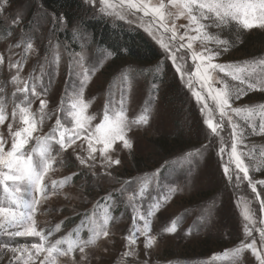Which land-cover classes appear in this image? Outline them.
<instances>
[{"label": "rangeland", "instance_id": "374dc122", "mask_svg": "<svg viewBox=\"0 0 264 264\" xmlns=\"http://www.w3.org/2000/svg\"><path fill=\"white\" fill-rule=\"evenodd\" d=\"M82 2L92 9L93 16H102L113 23L141 30L164 58L151 65L111 69V55L92 47L87 37L76 38L79 47L76 52L59 42L55 30H62L64 24L58 23L55 16L36 2L7 0L4 3L0 0L5 9L0 14L4 29L0 30V55L5 58L0 64V101L6 105L7 116L0 124V136L5 141L4 151H9L12 144L8 126L11 124L13 132L24 127L19 108H15V119L12 116L15 105H20L29 108V119L36 125L23 152L31 154L33 162L40 159L39 151L43 148L55 157L43 184L50 189L51 182L57 181L56 193L39 196L41 203L34 215L36 229L43 231L49 242L87 241L94 226L103 224L106 218L108 221L109 235L101 236L94 245L87 247L85 259L81 260L77 249L71 256L58 257L56 264H72L73 257L78 264H145V261L147 264H259L251 249H244L237 256L229 250L254 240L257 250L264 252L259 232L264 228V210L260 203L264 201V184L259 183L264 181V100L254 102L247 98L264 91L257 88L236 98L239 80H234L231 74L215 70L212 87L219 91L227 84L233 93V98L229 100L231 109H242L240 113L227 109L229 115L217 129L219 135H216L207 127V120L210 113L211 122L220 123L219 111L212 94L206 87H200L191 53H187L183 62L185 75L182 79V73L177 72V65L162 47L161 41L170 45L176 43L168 39L170 32L165 33L162 28L153 25L152 31L159 39L154 38L148 31L152 17H145L135 9L129 10L127 0L123 9L119 6L120 0H108L112 7L104 4L103 0H95L92 4L88 0ZM157 2L152 0L153 4ZM164 2L167 4L168 0ZM167 11L176 10L169 6ZM121 15L123 18H120ZM173 20L178 37L186 30L190 35H196L183 27L189 23L186 17L170 19L169 27ZM202 23L209 25L205 31L213 39L195 41L194 50L206 47L218 52L212 63L232 65V71L242 76L246 83L254 82L264 74V64L260 63L264 61V50H259L258 59L229 50L231 47L232 50L240 49L243 47L241 40L249 37L250 41H264V28H245L239 20L232 19L220 27L212 25L210 20ZM71 32L74 35L79 33V27ZM226 34H231V38L227 39ZM216 39L228 42L227 51L224 50L225 45L215 42ZM29 43L32 44L31 49L28 48ZM17 44L20 47H15ZM9 59L20 64V80L27 83L30 89L34 86L38 95L33 96L31 91H16L23 84L13 81L16 69L10 68ZM189 75L193 78L191 88L186 82ZM125 78L132 86L121 103L120 87ZM241 87H246V84ZM194 91L201 93L199 102L193 95ZM25 96L27 100H24ZM41 100L47 102L43 111ZM73 103L78 105L77 109L72 108ZM80 108L83 109L84 128L76 126L73 115ZM121 114L131 125L130 130L124 132V139L130 141L131 148H125L123 140L116 139L104 152V144L98 137L110 136V127ZM141 115L147 116L146 124L136 123ZM105 116L108 117L107 122ZM229 117L244 135L243 141L236 140V144L237 154L248 167V179H243L244 174L240 173L242 179L239 182L235 175L231 182L228 181L224 172L233 143ZM60 132H64L66 139L76 132L81 134L66 149H61L55 140L44 139L50 134L59 139ZM177 137L193 143V148L182 155L178 153L169 162L171 165H162L154 154V141ZM89 141L96 149L92 153L94 167L81 164L77 159L78 156L88 157ZM221 147L224 149L222 153ZM105 156L118 159L120 163L108 165ZM92 163L89 160V164ZM140 165H148V172L137 173ZM233 170L234 162L229 168L230 172ZM0 171L6 169L0 168ZM132 172L129 178L127 175ZM122 176L125 177L122 179ZM249 179L256 182V192L252 191ZM206 192L214 195L205 201L197 199ZM21 195L29 198L27 193L22 192ZM193 199L196 203H191ZM246 206L252 210V221L243 217ZM149 211L152 212L148 217L149 236H154L155 240L151 247H146L147 240L137 229H143L144 221L140 217L147 216ZM76 218L81 221L67 228L69 221ZM173 225L176 230L167 231ZM245 225L250 235L245 232ZM83 230L85 236H82ZM7 231L16 229L8 228ZM130 235L135 243L129 242ZM35 243L44 242L33 235L9 236L0 229V264H24L28 258V252L23 251L25 248L33 257L28 264H41L45 254L36 258L35 250L31 248ZM201 246H206L204 255L199 252ZM59 247L66 248L67 244L62 243ZM13 248L20 251L13 253ZM127 252L132 255H124ZM226 252L227 256L224 255Z\"/></svg>", "mask_w": 264, "mask_h": 264}, {"label": "snow or ice", "instance_id": "6c2138e0", "mask_svg": "<svg viewBox=\"0 0 264 264\" xmlns=\"http://www.w3.org/2000/svg\"><path fill=\"white\" fill-rule=\"evenodd\" d=\"M95 0H88L89 4L94 3ZM4 3H7V0H4ZM103 3L112 7L108 4V0H103ZM122 9L125 6V0H120V5ZM174 8L176 11L171 12L167 11L169 8ZM127 8L129 10L135 9L137 12H142L145 17L151 16L152 22L149 24L148 31L150 34L155 37V33L152 31L153 25L162 28L165 33H171L169 36L170 41H176L171 45L168 43H162V47L165 49L166 54L173 61V64L177 65V72L182 73L181 78L185 75L183 73V62L187 57V53H191V60L195 64V74L199 77L201 89L207 88L209 93L212 94V99L216 103V107L220 115V123L213 124L211 122V115L209 113V118L207 120V127L211 129L212 133L219 135L217 131L223 124L225 117H228L229 113L227 109H231L229 100L233 98V93L227 84L224 85L222 90H216L212 87V84L215 80L213 72L215 70L226 72V74H231L234 80H239L240 86H237L236 98L242 94H246L248 91L256 90L259 88L261 91H264V74H261L254 82H247L242 76L236 74V71H232V65H222L212 63V60L215 56L219 55L218 52H212L211 49L202 47L201 50L197 51L193 49V43L197 40H212L213 37L210 36L205 29L209 27L202 23V21L210 20L211 24L220 27L223 24H226L229 19L239 20L245 28L252 27H261L264 28V0H168L166 4L164 0H158L157 3L153 4L152 0H139V2H134V0H127ZM103 10V9H102ZM5 11L3 5H0V14H3ZM117 15H120L117 13ZM184 16L188 19V25L183 26L189 29L191 32L196 33V35H190L189 31L186 30L179 37L177 36V29L173 20L172 26L169 27L168 21L172 18H179ZM120 18H123L121 15ZM15 22V17L13 18ZM215 42L219 45H225L224 50L227 51L228 42L225 40L216 39ZM15 47H20L19 44ZM28 48H32V44H28ZM186 49L187 52H181V50ZM207 53V55H205ZM179 54V55H178ZM11 55V54H10ZM4 56L0 55V64L4 63ZM59 55L57 54V60ZM199 61V63H196ZM207 61V63H205ZM261 64H264V61H260ZM10 68L16 69V72L13 73V81L23 84V87H18L16 91L28 93L31 91L33 96L38 95L35 87L29 88V85L20 80L18 75L20 71V64L18 62L12 61L9 59ZM241 69H237L240 71ZM192 76L189 75L187 79V84L189 88L192 86ZM246 84V87H241ZM131 82L125 78V82L121 85V103L126 95V91L131 89ZM2 91V89H0ZM193 95L196 97L197 101L201 99V93L199 91H194ZM27 96L24 97V100H27ZM82 103V101H81ZM30 104V101H29ZM47 102L41 100V111L46 107ZM264 107V106H262ZM6 105L0 101V124H3L7 119L5 115ZM15 108H19V113L21 117V122L24 125L23 128L15 132L12 131L11 124L8 126V131L12 135V144L9 151H4L5 141L2 136H0V168L6 169V171H0V186L3 190V200L0 201V229L4 230V234L9 236H26L33 235L41 238V241L44 243H35L31 245V248L35 250L36 258H39L41 254L44 255V259L41 261V264H56L58 257L60 256H71V254L77 249L81 253V260L86 258L85 249L90 245H94L96 240L101 236L107 237L109 235L107 228V218L103 224L94 226L92 231V236L87 241H69V240H56L54 242H49L47 237L44 235L43 231H37L36 223L34 220V215L37 210V207L40 205L41 200L39 196L46 197L49 194L56 193L57 181L51 182V187L43 184V180L47 172L51 167V163L55 161V157H52L49 154L47 148H43L39 151L40 159L33 162L31 154H26L23 152L24 145L32 138L33 132L36 130V125L33 120L29 119V108L21 107L20 105H15L12 112L13 119H15L17 112ZM73 109H77L78 105L76 103L72 104ZM231 111L240 113L242 109L235 108ZM251 114V110H249ZM78 128H84L82 123L83 109L80 108L78 111L73 113ZM105 121H108V117L105 116ZM147 116L141 115L136 123L146 124ZM229 123L232 124V137L233 143L231 145V152L228 158V166L224 168L226 173V179L232 181L233 176L235 175L237 182L242 178L240 173H243V179H248V167L245 165L241 156L237 154V144L236 140L241 142L244 139L242 131H238V126L231 121L229 117ZM57 126L59 127V120L57 121ZM103 127V126H101ZM131 125L124 119L121 115H118L114 125L110 127L111 135L99 138L101 143L104 144V149L102 151L106 152L108 147L116 140H123V145L125 148H131V143L129 140L124 139V132L126 129L130 130ZM100 129H97L99 131ZM56 129L53 130V133ZM81 133L76 132L74 135L65 138L64 132H60L59 139L55 137L54 134H50L49 137H45V140H55L56 143L60 145L61 149H66L71 147L72 144L76 142V139L80 136ZM207 147V146H205ZM35 151V150H33ZM96 149L92 146V142L89 141L88 157L78 156L81 164L87 165L89 167H94L95 157L92 156V153ZM224 151L221 147L220 152ZM104 159L107 161L108 165L112 163L119 164L120 161L112 160L111 157L105 156ZM89 160L93 161L92 164H89ZM234 162L235 170L229 171L231 164ZM111 175V173H108ZM251 185L252 191L256 192V182H253L251 179L248 180ZM259 183L264 184V181H259ZM27 193L28 199H26L21 193ZM261 209L264 210V201H261ZM152 212L149 211L147 216L140 217L144 221L143 229H137L141 231L145 236L147 243L146 247H151L155 237L149 236L150 232V217ZM243 217L247 221H252V210L247 206L243 210ZM264 223V221H262ZM58 227V226H57ZM8 228H15L16 231L8 232ZM176 230L175 225L171 228H168L167 231L174 232ZM245 232L250 235V231L245 225ZM260 239L262 245H264V228L259 229ZM128 240L130 243H135L133 236H129ZM66 243V248H60L59 245ZM244 249H251L255 258L259 261V264H264V252L258 251L256 248L255 241L252 243L242 244L235 250H229L232 252L233 256H237ZM13 253L20 251L19 249H12ZM24 252H28V258L25 260L24 264H28L29 260H32V253L28 251L27 248L23 249ZM55 254V255H54ZM124 255H132L131 252L124 253ZM228 255V252L224 254ZM72 264H78L75 258H72ZM147 264V261H145Z\"/></svg>", "mask_w": 264, "mask_h": 264}, {"label": "trees", "instance_id": "16d2710c", "mask_svg": "<svg viewBox=\"0 0 264 264\" xmlns=\"http://www.w3.org/2000/svg\"><path fill=\"white\" fill-rule=\"evenodd\" d=\"M16 1L36 2L42 9L47 10L55 16L58 23L64 24L62 30H55V35L59 42L68 46L73 52H76L79 48L77 43L78 37H82V35L83 37H87L92 47L96 48L99 52H106L111 55V69H118L127 65H151L162 61L164 58L162 53H160L155 45L147 39L141 30L125 27L120 23H113L102 16L97 17L91 15L92 9L82 2V0ZM2 26V22L0 21L1 31L4 30L2 29ZM75 27H79L80 32L74 35L71 30ZM231 36V34H226L225 37L229 39ZM249 38L241 40V46L243 47L238 50H232L233 47H231V49H229L230 52L241 54L244 57H254L258 59V53H260L259 50H264V41H250ZM247 98H249V101L258 102L260 99L264 100V93L257 96H248ZM157 140L154 141V148L156 151L154 154L159 158L160 162L163 163L162 165L169 162L171 163V160L177 156L178 153L182 155L181 153L192 149L194 145L193 143H190V141L180 137L175 139L159 138ZM170 163L168 165H171ZM155 164L156 163H154V165ZM148 169V165H140L137 167L136 172L139 174L145 173L146 171L148 172ZM132 174L133 172L127 176L130 178ZM124 177L125 176H122L121 178L123 179ZM213 195H211V192H206L199 195V198L197 199L205 201ZM191 203H196L195 199H193ZM80 221L81 219H72L66 227L69 228L74 223ZM84 232L85 230L82 231V236H85ZM205 249L206 246H201L199 248L201 255H204L207 252Z\"/></svg>", "mask_w": 264, "mask_h": 264}]
</instances>
